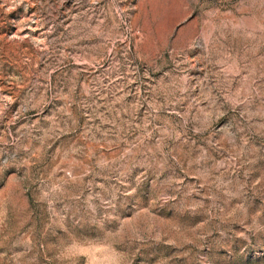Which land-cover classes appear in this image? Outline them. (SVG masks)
<instances>
[{"label":"rangeland","instance_id":"1","mask_svg":"<svg viewBox=\"0 0 264 264\" xmlns=\"http://www.w3.org/2000/svg\"><path fill=\"white\" fill-rule=\"evenodd\" d=\"M0 264H264V0H0Z\"/></svg>","mask_w":264,"mask_h":264}]
</instances>
